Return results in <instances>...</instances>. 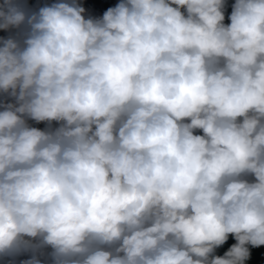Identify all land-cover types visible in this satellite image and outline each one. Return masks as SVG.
<instances>
[{
    "label": "clouds",
    "instance_id": "9594fccd",
    "mask_svg": "<svg viewBox=\"0 0 264 264\" xmlns=\"http://www.w3.org/2000/svg\"><path fill=\"white\" fill-rule=\"evenodd\" d=\"M225 10L0 0V32L29 29L0 37V256L248 264L264 247V0Z\"/></svg>",
    "mask_w": 264,
    "mask_h": 264
},
{
    "label": "trees",
    "instance_id": "16d2710c",
    "mask_svg": "<svg viewBox=\"0 0 264 264\" xmlns=\"http://www.w3.org/2000/svg\"><path fill=\"white\" fill-rule=\"evenodd\" d=\"M57 2H68L72 3L73 0H25V4H22L23 7L29 12H36L40 7L50 6L53 3ZM121 0H76V3H79L81 6L86 7V18L99 19L102 18L104 11L109 7H115ZM235 3V0H226V10H225V23H230L228 17L231 15L232 6ZM28 26L22 25L20 29H11L8 33L0 32L1 39L8 38L9 36L16 38L22 42L25 34L28 31ZM4 103L0 100V111H3ZM51 125L59 127L60 125L57 122H53ZM197 134H202V132H197ZM249 180H254V177H248ZM236 241L234 238L229 239L228 245L225 246V249L218 250V254H222L223 250H226L227 247H230L231 244H234ZM250 251L253 253L252 259L249 260L248 264H264V257L261 256V253L264 252V247L261 249H252L249 246ZM51 248H43L38 253H36L37 258L41 260V264H53L51 258ZM33 256L32 252H21L15 255L10 256H0V264H24V261L31 259Z\"/></svg>",
    "mask_w": 264,
    "mask_h": 264
},
{
    "label": "rangeland",
    "instance_id": "374dc122",
    "mask_svg": "<svg viewBox=\"0 0 264 264\" xmlns=\"http://www.w3.org/2000/svg\"><path fill=\"white\" fill-rule=\"evenodd\" d=\"M21 4H25V0H19Z\"/></svg>",
    "mask_w": 264,
    "mask_h": 264
}]
</instances>
